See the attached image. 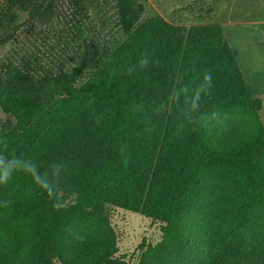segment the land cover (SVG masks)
I'll list each match as a JSON object with an SVG mask.
<instances>
[{
  "label": "trees",
  "instance_id": "16d2710c",
  "mask_svg": "<svg viewBox=\"0 0 264 264\" xmlns=\"http://www.w3.org/2000/svg\"><path fill=\"white\" fill-rule=\"evenodd\" d=\"M115 1V46L88 0H41L0 38V141L53 173L63 203L24 173L0 185V264H132L111 208L160 224L136 264H264L262 102L222 26L142 21V0ZM144 53L159 64L127 75ZM205 69L213 94L182 114L169 92ZM200 113L207 128L190 130Z\"/></svg>",
  "mask_w": 264,
  "mask_h": 264
},
{
  "label": "rangeland",
  "instance_id": "374dc122",
  "mask_svg": "<svg viewBox=\"0 0 264 264\" xmlns=\"http://www.w3.org/2000/svg\"><path fill=\"white\" fill-rule=\"evenodd\" d=\"M41 0H0V38L10 32L12 20L22 22L28 9ZM107 38L115 46L124 35L118 23L115 0H88ZM142 21L161 15L168 22L190 27L217 23L236 51L246 85L262 102L260 118L264 125V0H142ZM84 75L79 83L85 81ZM9 116L0 110V125ZM119 238L117 256L136 264L143 241L156 244L161 239L160 224L124 209L109 210Z\"/></svg>",
  "mask_w": 264,
  "mask_h": 264
},
{
  "label": "clouds",
  "instance_id": "9594fccd",
  "mask_svg": "<svg viewBox=\"0 0 264 264\" xmlns=\"http://www.w3.org/2000/svg\"><path fill=\"white\" fill-rule=\"evenodd\" d=\"M158 60L151 57L150 54L144 53L135 63L129 62L124 68L127 75H135L137 69L145 70L150 65L157 66ZM213 75L210 70H202L193 79L188 80L185 77H180L176 81V85L169 92V99L172 103L180 106L183 109L182 114L197 113L200 111L206 98L213 94ZM160 110L167 111V102H161L158 106ZM218 111H211V120L216 121L219 117ZM203 120V122H201ZM190 124L199 125L198 127H191L190 130L197 131L201 128H207L208 118L204 113H200V117L196 120H190ZM98 124V121H97ZM183 128V125H180ZM66 165L61 163L55 164L56 176H60ZM24 173L31 177L33 183L37 185L43 192H45L49 199L52 200L53 207L57 210L63 207L60 199H56V189L51 183V172L41 171L36 161L23 154L17 155L14 151L8 152L7 145L0 141V185H6L12 180L14 174ZM12 201L4 200L3 206L7 207Z\"/></svg>",
  "mask_w": 264,
  "mask_h": 264
}]
</instances>
